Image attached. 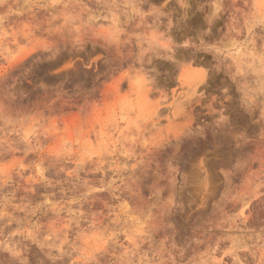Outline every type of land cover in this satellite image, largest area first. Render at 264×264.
I'll list each match as a JSON object with an SVG mask.
<instances>
[{"label": "clouds", "instance_id": "9594fccd", "mask_svg": "<svg viewBox=\"0 0 264 264\" xmlns=\"http://www.w3.org/2000/svg\"><path fill=\"white\" fill-rule=\"evenodd\" d=\"M0 264H264V0H0Z\"/></svg>", "mask_w": 264, "mask_h": 264}]
</instances>
